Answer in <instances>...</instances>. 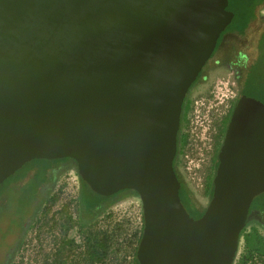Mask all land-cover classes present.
<instances>
[{
	"label": "water",
	"instance_id": "obj_1",
	"mask_svg": "<svg viewBox=\"0 0 264 264\" xmlns=\"http://www.w3.org/2000/svg\"><path fill=\"white\" fill-rule=\"evenodd\" d=\"M228 6L0 0V184L35 159L71 158L99 195L139 196L140 264H234L264 193V102H236L198 218L175 167L184 102L234 19Z\"/></svg>",
	"mask_w": 264,
	"mask_h": 264
},
{
	"label": "trees",
	"instance_id": "obj_2",
	"mask_svg": "<svg viewBox=\"0 0 264 264\" xmlns=\"http://www.w3.org/2000/svg\"><path fill=\"white\" fill-rule=\"evenodd\" d=\"M264 7V0H229L228 9L232 10L235 13L232 23L227 27V29L221 34V37L218 41V45L222 42V39L226 33L232 32H246L250 27L251 23L260 17L261 10ZM254 35L256 36V53L254 60L249 65L248 69L245 72L244 79L240 81V95L247 94L254 96L264 102V20L263 26L256 28L254 30ZM211 61V60H210ZM192 99L187 95L186 100L183 106V115H182V126L183 128L187 114L191 109ZM230 117L224 121V127L222 128L223 133L226 130L227 124ZM181 130L179 133V143L184 141V137L180 139ZM178 149V154H179ZM177 154V156H178ZM35 162L41 161L39 165H34L31 169H25L32 162L25 164L20 170L19 176L15 179L16 182L22 181L29 173L30 170H34V173L37 174L38 185H36V192L33 195L32 199H26L22 197L20 199L21 206L29 207L30 202L34 201L37 196V192L41 187L53 188L54 183L57 177L64 172L66 169L76 166L75 161L71 158H60L54 160L47 159H35ZM218 165V157L215 158V167L216 170ZM175 167L178 170L179 161L176 157ZM214 170V173H215ZM9 177L7 180H10ZM5 180L0 184V212L5 209L7 198L10 197L12 193V188L10 185L6 187ZM81 191L79 196V202L82 205L83 211L82 216L84 219H81L83 223L80 228V233L82 239L84 240V247L80 244V249L78 253L77 263L78 264H140L137 258V249L142 236L143 228L141 233L137 235L136 233H128L127 229L121 223H117L107 228H95L94 219L102 213L106 208L111 204L122 198L125 194L136 193L134 190L125 189L121 190L110 196L99 195L91 189V187L81 178ZM6 182V183H5ZM213 192V176L209 179L208 188L205 190V193L208 196H212ZM182 200L187 207L188 211L195 218L200 217L203 214L204 210H201L199 205L196 203L194 198V193L190 189H186L185 195H182ZM58 195L55 194L51 201V205L56 202ZM28 200V201H27ZM24 203V204H23ZM23 204V205H22ZM252 207H261L264 209V205H254ZM21 207L19 208V211ZM22 211V210H21ZM93 218L92 223H87L88 218ZM144 222V218H143ZM144 226V223H143ZM242 232L248 243V251L253 252H264V246H261V241L263 238L257 232V229H254L253 233ZM122 253V255H120ZM121 256V257H119ZM119 257V258H118Z\"/></svg>",
	"mask_w": 264,
	"mask_h": 264
},
{
	"label": "rangeland",
	"instance_id": "obj_3",
	"mask_svg": "<svg viewBox=\"0 0 264 264\" xmlns=\"http://www.w3.org/2000/svg\"><path fill=\"white\" fill-rule=\"evenodd\" d=\"M260 13V17L251 23L246 32H232L224 35L217 51L215 50L213 53L210 59L211 61L209 60L203 68V76H206V78L204 79L202 76L191 87L188 93L191 99L198 95L208 93L214 81L218 77L229 75L234 69L239 76L241 74V79H244L245 72L255 57L257 34L254 35V30L263 26L264 7ZM217 60H219V63H216ZM40 163L41 161H32L25 169H28L29 167L31 169L34 165H39ZM179 169L181 171V167H179ZM214 170L212 176H214ZM69 172L66 173V171H64L57 177L55 187H58V185L64 182L65 187L67 186V188L51 211H54L55 209L60 210L61 207L67 205L66 209L68 213H73L75 215V213H78L80 202L77 197L78 190L74 183L73 185L65 183V181H73L71 178L69 179ZM19 173L20 171H17L14 175H12L10 180L6 181L7 183L5 182L6 187L10 185L12 188V193L10 194V197L7 198L6 208L4 209V213L0 219V225L2 227L7 226L11 219L16 217L20 207L22 210H20L21 213H24L27 208L28 211L32 213L34 208V201L30 202V207H27L26 204L25 206H21L20 199L24 196L26 199L33 198V195L36 192V185H38L37 174L34 173V170H30L28 175L22 181L17 183L15 179H18L16 177L19 176ZM193 193L196 203L199 205L201 210H204L208 205L210 197L206 196L205 192L201 190H195ZM254 205H264V193L255 198ZM17 218L21 221L24 218V215H19ZM19 222L15 226L19 225ZM93 222H95V228H107L117 223H121L127 229L128 233H136L139 235L144 223L143 208L139 196L137 193L125 194L122 198L111 204L102 213H100ZM82 224L81 219H79L77 222V235L79 241L82 240L80 233ZM43 225L44 223L43 218L41 219V211L38 210L33 216L31 225L27 228V231L23 233L21 244L13 257V264H40V245H42L44 241H47V248L54 247L52 237L50 235L46 236V233L43 232ZM260 230L264 235V228L260 227ZM19 234L20 229L16 230L15 233L12 234L10 243L15 241ZM243 250V239H241L239 251L241 252ZM120 255H122V253Z\"/></svg>",
	"mask_w": 264,
	"mask_h": 264
},
{
	"label": "flooded vegetation",
	"instance_id": "obj_4",
	"mask_svg": "<svg viewBox=\"0 0 264 264\" xmlns=\"http://www.w3.org/2000/svg\"><path fill=\"white\" fill-rule=\"evenodd\" d=\"M216 63H219V60H217ZM203 72L204 70L200 73L195 83L203 76ZM240 76H238L239 83L241 80H243ZM203 77L204 79L206 78V76ZM223 127L224 123H222V125L219 127L218 133L216 135L214 152L212 156V165L209 166L210 177L212 176L214 170L215 158L218 157V153L224 139L225 132L223 133L222 131ZM182 137L183 135L181 133L180 139ZM181 143L182 142L180 140L178 149H180ZM177 173L182 181L181 193L182 195H185L186 189H189V187L185 184L183 180V174L180 171L179 167ZM47 187H41L38 190L36 199L34 200V208L32 213L28 211L27 208L24 213H21V211L17 212L16 217L11 219L7 226L2 227L0 225V264H13V257L15 256L16 251L21 244L23 233L27 231V228L31 225L33 216L38 210L41 211V219L43 218V232L46 233V236L50 235L52 237V243H54V247L51 248H47V241H44V243L40 245V264H78L77 258L80 249L79 245L82 244L83 247L85 245L84 240L82 239L81 241H79L77 235V222L79 219H84V217L82 216V205L80 203L78 213H75V215L73 213H68L66 206L61 207L60 210L55 209L54 211H51L53 206H55L56 204L54 203L51 205L49 202L55 195H53L52 192L53 188ZM253 204L254 202L252 203V206ZM252 206L250 208V221L248 222V225H250L246 227L245 231L246 233H253L254 229H257V232L263 238V241H261V246H264V235L260 230V227L264 228V209H262L261 207ZM3 213L4 209L0 212V219L2 218ZM19 215H24V218L21 221L17 218ZM87 220V223H92L93 218L91 217ZM18 222L19 225L15 226ZM18 229H20L18 238L10 243L12 234L15 233V231ZM72 232L74 233V235ZM242 239L244 250L241 252L238 250L234 264H250V261L254 260L255 258L264 261V252L261 253L248 251L247 240L244 236H242Z\"/></svg>",
	"mask_w": 264,
	"mask_h": 264
},
{
	"label": "built area",
	"instance_id": "obj_5",
	"mask_svg": "<svg viewBox=\"0 0 264 264\" xmlns=\"http://www.w3.org/2000/svg\"><path fill=\"white\" fill-rule=\"evenodd\" d=\"M238 73L235 69L229 74L218 77L206 94L192 99L191 109L187 114L186 122L181 129L184 141L181 143L177 159L183 174V180L189 189L204 191L209 184V166L212 165V156L219 127L226 118L231 116L236 102L240 97ZM73 181L66 182L76 186L78 199L81 191L80 174L76 166L65 170ZM57 180V179H56ZM56 181L53 186V195L58 200L65 193L67 186L64 182L58 187ZM206 194V193H205ZM206 196H208L206 194ZM211 198V196H208ZM67 207V205H66ZM250 264H264L261 259L255 258Z\"/></svg>",
	"mask_w": 264,
	"mask_h": 264
}]
</instances>
